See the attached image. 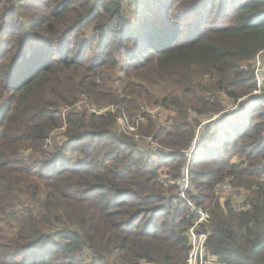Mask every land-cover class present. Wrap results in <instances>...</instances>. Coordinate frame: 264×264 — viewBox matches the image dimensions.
<instances>
[{
	"label": "trees",
	"instance_id": "obj_1",
	"mask_svg": "<svg viewBox=\"0 0 264 264\" xmlns=\"http://www.w3.org/2000/svg\"><path fill=\"white\" fill-rule=\"evenodd\" d=\"M125 1L141 4L9 0L0 9V264H187L198 216L179 196L186 176L184 193L210 215L200 227L209 256L264 264V0H191L210 8L183 42L173 19L144 33ZM90 41L100 59L89 57ZM137 93L170 111L169 123L142 103L130 112ZM93 101L115 109L98 115ZM196 113H210L206 125ZM120 118L137 131L118 130ZM226 179L247 191L244 202L218 195Z\"/></svg>",
	"mask_w": 264,
	"mask_h": 264
},
{
	"label": "rangeland",
	"instance_id": "obj_2",
	"mask_svg": "<svg viewBox=\"0 0 264 264\" xmlns=\"http://www.w3.org/2000/svg\"><path fill=\"white\" fill-rule=\"evenodd\" d=\"M8 1L9 0H2L0 2V9H4L7 6ZM140 1H141L140 5L133 2V1H131V2L128 1L127 3L125 1L124 9H125V11L129 10L127 12L128 17L133 18L134 16H136L135 24H138V26L143 28L144 33H148L149 30L151 28H153V27H150L147 25V23L149 21L153 22V24L155 26L162 25L163 23H166L167 21H168L167 24H169V22H172V21H170V19L175 20V21H173V23H175V24L179 22L180 29H179V32L176 36L177 42L187 41L190 38L192 39L196 36L198 28L200 29L202 26L201 23L198 24L197 21H199V17H204L205 14L208 15V11L206 9L210 8L206 5L200 11H198L197 3L195 4V2L194 1L191 2V0H149L146 3L142 2V0H140ZM164 6H166V7H164ZM39 9H41V6ZM211 10H213V9H211ZM215 11H217V10H215ZM228 11H229V7H228ZM38 13H39V11H38ZM209 18H210V14H209ZM211 18H212V22H214L215 24H218V25L221 23L222 20L224 21V19L219 18L218 15L212 16ZM143 21H146V22H143ZM23 22L25 24L29 25V21L27 19L24 18ZM144 24H146V27H144ZM160 33H161V31H160ZM90 36H91V34L89 32H87V34L85 35V38L90 40V38H91ZM6 42H7L6 38H4V37L0 38V45L2 47H4ZM90 46H91V50L88 53L89 57H91V58L95 57V59H100L101 58L100 57V49H99V45L97 44V42L90 41ZM254 63H255L256 69H257V73H258V71L261 70L260 68H261V64H262L260 58L259 57L256 58ZM118 77H121V75L119 73H118ZM257 77H259L258 79L261 83L262 79L260 78V74H258ZM203 82L205 85L209 83L208 79H205V81H203ZM159 86H161V85H159ZM153 90H154L153 95H155V97L158 96V94H159L158 92H159L160 88L154 87ZM129 98L133 99L137 102V103H134V102L128 103L126 105L128 107V109L130 110V112H137L138 109L135 111H133V109L136 106L140 105V103H142V105L144 106L145 112L153 113L157 117V121L159 123H162V125H167L169 123V121H168L170 119L169 117H171L173 114H171L170 111H163L162 109H161L160 115L158 113L157 114L154 113V109L157 108V106L154 107V105H153L155 103L154 99H150L151 103H149L148 99H145L144 97H140L138 95V93H137V95H135V97L132 96ZM244 99H246V97L242 98L236 102H233L231 100H229V101L226 100L225 105H224V111L219 113V114H214L213 117L215 118V116H216V118H217L221 114L235 113L239 109V107L241 106V102ZM79 104L81 105L82 102H80ZM100 105H102V103H96L93 101V104L90 105L89 110L92 112H96L98 115L102 114L104 112H107V110L104 111L102 108H100ZM111 107H114V106H111ZM105 109L114 110L115 107L114 108H105ZM209 114H206V115H204L205 117H203V116H200L198 113H196V115L199 116L198 117L199 119L202 117L201 119L204 122L203 125H206V123L208 122L206 120L209 118V116H208ZM206 117H208V118H206ZM136 119H137L136 117L132 119V122L133 123L135 122V124H136ZM122 120L123 121H121V122L119 120L118 124H116V127L118 128V130L121 131V130L125 129L126 126H130V127L134 128L135 131H137L138 125H136V127H133L132 124H129L128 120H125V119H122ZM202 128L201 127L199 128V140L197 137L198 142L201 140V136H202V132H203ZM204 129H205V126H204ZM63 133H64V131L62 129L57 130L52 134V136H54L58 140H60L62 138ZM145 141L147 144H149L151 141V138H148ZM198 142H197V144H198ZM152 143H154V142H152ZM193 145H195V143ZM152 147H157V146L153 144ZM192 152H193V150L190 151L188 153V155H191ZM28 153H29V151H26L25 155H28ZM242 161L243 160L239 159L238 157H233V159H232V163H234V164H238L239 162H242ZM189 163H190V160L188 159V165H189ZM167 170H168L167 168H163V170H162L163 171V178L167 177V175H166ZM231 182H232L231 179H226L225 182H223L222 184H220L216 187V191L220 195L223 193V192H221L222 190L220 189V187L227 188L229 190V192H226V194L221 196V198L223 200H227L229 198H234L235 204L239 205L242 201L243 202L245 201V198H246L245 196H247V194H246L247 191H245L243 188H240V187L234 188L232 186L233 184ZM177 185H178L180 191L181 190L187 191L190 188V181H189L188 177L186 176L185 181L181 180L177 183ZM179 196L183 200H185V199L189 200L186 193L181 192V194ZM190 203L193 204L191 201H190Z\"/></svg>",
	"mask_w": 264,
	"mask_h": 264
},
{
	"label": "built area",
	"instance_id": "obj_3",
	"mask_svg": "<svg viewBox=\"0 0 264 264\" xmlns=\"http://www.w3.org/2000/svg\"><path fill=\"white\" fill-rule=\"evenodd\" d=\"M113 108V107H109ZM104 111H110L112 109H103ZM161 108L157 107L154 109V113H158L160 115ZM123 118L118 119V122L122 120ZM125 129L131 132H135L134 128L130 126H126ZM124 129V130H125ZM197 143V138L194 142ZM188 177V176H187ZM223 192L220 194V196H223L226 194V192H229L227 188L220 187ZM182 193H184V190H182ZM219 195V194H218ZM185 201L188 202L192 213L197 215V219L194 221L193 226L188 230L187 236L189 238V245H190V252L187 260V264H220L216 261V258L210 257L208 250H207V242L210 233L205 230L203 232H200V227H202L204 224H208L210 220V215L207 212H204L200 208L196 207L195 205L191 204L188 199H185ZM210 231V229H209Z\"/></svg>",
	"mask_w": 264,
	"mask_h": 264
}]
</instances>
